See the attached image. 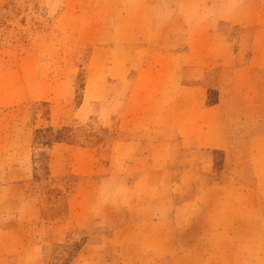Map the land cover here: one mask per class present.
Wrapping results in <instances>:
<instances>
[{"label": "rangeland", "instance_id": "1", "mask_svg": "<svg viewBox=\"0 0 264 264\" xmlns=\"http://www.w3.org/2000/svg\"><path fill=\"white\" fill-rule=\"evenodd\" d=\"M250 181L260 232L264 0H0V264H181Z\"/></svg>", "mask_w": 264, "mask_h": 264}, {"label": "crops", "instance_id": "2", "mask_svg": "<svg viewBox=\"0 0 264 264\" xmlns=\"http://www.w3.org/2000/svg\"><path fill=\"white\" fill-rule=\"evenodd\" d=\"M218 187L212 188L211 186L205 188L207 191H215L216 195L214 199L221 202L223 199L226 201L225 213L217 214L216 218L211 215H202V219H199L195 209L192 211V205L195 199L189 200V244L184 249H179L176 245L171 247L170 256L181 258V264H239L242 257L250 259L255 257L252 254H256L258 248L251 246L250 243L258 236H264V229L258 231L259 220L257 217H253L252 206L241 205L238 202L237 196L244 197L249 191V198L255 193L259 187V183L245 182V183H231L228 182L218 183ZM240 186V187H237ZM243 191V192H242ZM209 196V194H205ZM211 197V196H210ZM239 207H230L228 205ZM223 207L218 205V212H222ZM223 213V212H222ZM172 220V218H171ZM209 221H217V228H212ZM199 222H201L199 224ZM220 222V223H219ZM218 239L214 244V249L209 250V237ZM257 243V241H256ZM200 244V246H199ZM194 247L200 248L198 251ZM254 248V249H253ZM183 249V247H182ZM264 252V250H263ZM163 255L166 259L169 254ZM155 256V255H153ZM184 256V257H183ZM170 258V264H177L175 258ZM2 264V263H1Z\"/></svg>", "mask_w": 264, "mask_h": 264}]
</instances>
